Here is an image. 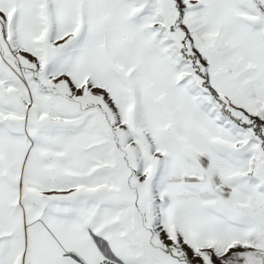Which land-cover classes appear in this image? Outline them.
<instances>
[{
    "label": "snow or ice",
    "instance_id": "6c2138e0",
    "mask_svg": "<svg viewBox=\"0 0 264 264\" xmlns=\"http://www.w3.org/2000/svg\"><path fill=\"white\" fill-rule=\"evenodd\" d=\"M0 264H264V0H0Z\"/></svg>",
    "mask_w": 264,
    "mask_h": 264
}]
</instances>
